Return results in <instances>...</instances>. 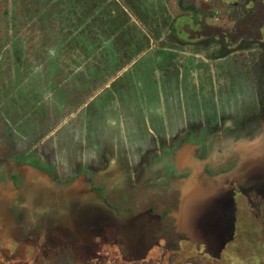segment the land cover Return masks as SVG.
<instances>
[{
	"label": "rangeland",
	"instance_id": "1",
	"mask_svg": "<svg viewBox=\"0 0 264 264\" xmlns=\"http://www.w3.org/2000/svg\"><path fill=\"white\" fill-rule=\"evenodd\" d=\"M117 1L122 39L98 18L111 0H0V175L14 167L30 196L0 194V264H48L64 247L74 264H140V255L119 252L109 231L122 214L89 182L99 178L125 207L161 208L173 201L177 166L196 164L205 183L183 198V212L196 197L194 209L208 202L215 228L232 227L231 239L169 252L161 240L146 259L264 264V186L245 188L264 173V40L187 41L185 26L201 16L219 23L206 14L210 0ZM187 168L180 177H191ZM228 175L241 187L223 183Z\"/></svg>",
	"mask_w": 264,
	"mask_h": 264
},
{
	"label": "flooded vegetation",
	"instance_id": "2",
	"mask_svg": "<svg viewBox=\"0 0 264 264\" xmlns=\"http://www.w3.org/2000/svg\"><path fill=\"white\" fill-rule=\"evenodd\" d=\"M240 160L242 161V158H239V160H237V161H240ZM251 163H253V162H251ZM251 163L248 164L251 166V171L255 170L256 173L259 172L258 171L259 169L256 167V164H255V167H253L254 164L252 165ZM263 163H264V159H263ZM221 164H223V162ZM242 164H245V163L242 161ZM2 165H4V164H1V167H2ZM186 167H188L187 171L191 173L192 178L186 174H184V177H180V176H182L181 173H183V172L186 173V171L183 170V168H186ZM263 167H264V164H263ZM2 168H3V170H5L4 167H2ZM220 168H222V167L220 166ZM13 171H14V167L10 168V170L6 169V173L3 175H0V192H1L0 194L1 195H9V196L11 195L13 200H16L17 198L21 197V195H23L24 198L25 197L30 198V196H28L27 194H26V196H24V193L22 192V189L24 191V188H25L24 185H26V183H27V178L25 176H23L20 180L18 179L19 181L18 180L16 181L14 176L11 175V172H13ZM218 171H220V170L218 169ZM218 171H216L215 173H217ZM175 173H178L179 177L176 179H173V181H170V183H172L175 187V194L173 197V201L170 202V204L164 202L161 208H156V205H154V204L150 205L147 202H146L147 208L145 206L141 207L140 205L135 206L134 202L133 203L130 202L129 207H133L132 208L133 210H132L129 207H125L124 205L119 204V200L115 196L116 193L113 190H110L106 184L102 185L104 182H102V183L99 182L101 184V185H99L98 184L99 178H98V180L96 178L95 180H93V181L91 180L89 182V185H91L90 189L93 188V190L95 188H100V186L101 187L104 186L103 191H102V192H104L103 196L105 197L103 199L104 204H106L107 206H109L113 210H117V212H116L117 214H119V213L122 214L121 216H119V221L115 225V229H113V231H111V230L109 231L111 234L114 233L116 235V238H117L116 244H117V247L119 248V252H121L124 256L127 254L128 258H130V259H132L134 256L140 255L138 257V258H140V260H139L140 264H152V260L150 258L146 259V255H147L146 253H147L149 247H151L153 245L156 247L160 246L161 240H164V242L166 244V246L164 248L168 252L174 251L175 248L178 247L182 242H187L188 244L193 245L194 249L197 248L198 250L203 245L202 242L198 243V242H196L194 240H190L188 238V234L184 231V224H182V216L184 215L183 198H185L187 194H189V193L192 194V192H194L196 190L198 191L196 194L200 195V193H202V191H201L202 188L200 186L202 183H205L204 182L205 177L203 175L205 173L204 166L203 167H201L199 165L197 166V164H196V167H192V166L190 167V165H188V166L178 165ZM260 174L262 176V179H258L257 177L252 178V176H251L252 179H250V181L248 180V182L246 183L245 188L246 189L250 188L251 193H255V192H260V194L262 193L260 191V187H257V185L264 186V173H260ZM215 175H218V174H215ZM227 178L229 180H231L230 182H231V184H233L232 188L233 187L236 188L237 186L241 187L239 185L241 181L238 180L237 178H233L232 175H228L226 177H223L222 178L223 183L226 184L225 181H227V182L229 181ZM166 179H168V178H166ZM163 182H165V180H163L161 182V184ZM161 184H157L156 188L159 189ZM217 190H219L221 192L220 188ZM239 190H242V189H239ZM242 191H245V189ZM94 192L99 196V192L97 190H94ZM220 195H221L220 193H217L218 197H220ZM192 196H193V194H192ZM28 198H27V200H28ZM196 198H194V200H196ZM80 201L83 202V200H80ZM83 203H81V205ZM78 204H80V203L78 202ZM170 206H173L174 210L171 209ZM92 207H94V206H92ZM92 207H88L87 209L92 208ZM97 207L100 208L99 205H97ZM223 208H222V212L220 211V213H221L220 215L223 216L222 218H224V215L225 216L231 215V212L228 210L227 207L224 209ZM130 210H132V211L130 212ZM126 212H130V214H124ZM123 214H124V216H123ZM131 214H135L138 216H137V218H135V216H132ZM31 215L33 216V214H31ZM229 218H231V217L229 216ZM173 226H174V228H173ZM128 227H131V228L133 227L136 231V235L133 238V241H134L133 247H130L128 242H127L128 238H131V235L128 232ZM217 227L219 230L214 229L212 234L217 235V239L215 241H217L219 243V246H221V245H223V243L225 241H227V240L229 241L231 239L232 227H230L228 229L225 227H219V226H217ZM82 231L83 230L81 229V232ZM169 231H171V232L168 233ZM94 234L96 236L100 235V234H96V233H94ZM171 235H172V237H171ZM174 235H175V237H174ZM136 243H137V246H136ZM138 245H139V247H138ZM134 247H138V248L135 250ZM65 249L69 250L70 256L73 258L74 263H75V259L71 254V248H69V247H64L61 250V252L57 253L50 262H52L55 259V257L57 255L61 254ZM174 259H175V255H171L168 258V262L169 261L172 262Z\"/></svg>",
	"mask_w": 264,
	"mask_h": 264
},
{
	"label": "trees",
	"instance_id": "3",
	"mask_svg": "<svg viewBox=\"0 0 264 264\" xmlns=\"http://www.w3.org/2000/svg\"><path fill=\"white\" fill-rule=\"evenodd\" d=\"M98 1L91 0L92 6L96 7L97 3H103L105 0ZM123 2L124 5L129 4L128 0ZM210 3L214 10H208L206 14L210 19L217 18L219 23L209 24L204 16H201L194 22L193 28L185 26L184 36L187 41L211 39L225 48H234L241 41L264 40V0H210ZM184 7H189L194 13L198 12L193 3ZM102 9L103 11L98 12V18L110 28L111 34L120 33L117 39H122L126 23V19L121 17V13H124L123 4L111 0L104 4ZM49 264H74V260L69 250L65 249Z\"/></svg>",
	"mask_w": 264,
	"mask_h": 264
},
{
	"label": "water",
	"instance_id": "4",
	"mask_svg": "<svg viewBox=\"0 0 264 264\" xmlns=\"http://www.w3.org/2000/svg\"><path fill=\"white\" fill-rule=\"evenodd\" d=\"M194 202L195 200H193L192 202L188 201L186 203V211H184V215L182 216V224H184V231L186 233L191 234L192 239L198 243H206L214 240L213 242H216L218 245L219 243L215 241L217 239V235L212 234V231L214 229H217L215 228L214 223L211 219L212 213L211 210L208 208V202H205L201 207L196 209L193 208ZM81 215L84 217L86 216L85 213H81ZM79 218L75 219V223H71V230L78 224ZM129 229L130 227H128V232ZM219 247L221 246L218 245V248ZM205 248L207 250L208 245H205Z\"/></svg>",
	"mask_w": 264,
	"mask_h": 264
}]
</instances>
